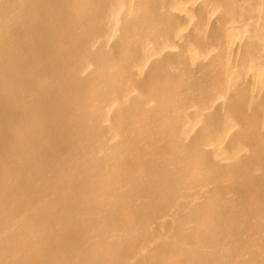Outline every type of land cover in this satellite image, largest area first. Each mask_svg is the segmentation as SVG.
<instances>
[{
    "label": "bare ground",
    "instance_id": "obj_1",
    "mask_svg": "<svg viewBox=\"0 0 264 264\" xmlns=\"http://www.w3.org/2000/svg\"><path fill=\"white\" fill-rule=\"evenodd\" d=\"M0 264H264V0H0Z\"/></svg>",
    "mask_w": 264,
    "mask_h": 264
}]
</instances>
